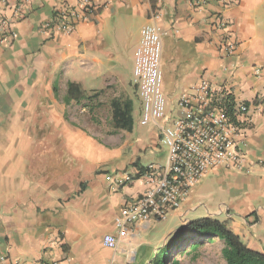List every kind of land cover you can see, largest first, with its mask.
<instances>
[{"label": "crops", "instance_id": "crops-1", "mask_svg": "<svg viewBox=\"0 0 264 264\" xmlns=\"http://www.w3.org/2000/svg\"><path fill=\"white\" fill-rule=\"evenodd\" d=\"M91 1L94 13L69 33L42 26L79 0L0 4V264H154L175 231L200 218L224 223L264 254V0L224 8L218 0ZM152 23L162 31L168 116L179 115L177 100L208 79L230 100V113L247 106L234 137L243 162L208 171L164 219L120 229L115 218L149 186L144 174L168 160L162 123L140 120L137 95L129 129L89 123L82 102L63 99L72 82L103 106L127 66L132 80L140 31ZM106 234L115 248L103 244Z\"/></svg>", "mask_w": 264, "mask_h": 264}, {"label": "built area", "instance_id": "built-area-1", "mask_svg": "<svg viewBox=\"0 0 264 264\" xmlns=\"http://www.w3.org/2000/svg\"><path fill=\"white\" fill-rule=\"evenodd\" d=\"M9 1L0 0V4ZM218 1L224 8L238 0ZM204 2L191 0L194 6ZM94 11L91 0H79L77 7H65L57 13L56 20L45 22L42 28L69 33L74 29L75 20H83ZM226 25V19L220 17L218 27ZM14 36L10 33V37ZM161 37L162 31L157 24L142 27L133 54L131 81L140 103V120L162 123L160 142L168 150V160L160 170L152 169L144 174L149 186L140 197L129 201L122 214L115 218V225L120 229L136 220L164 219L169 211L179 208L190 189L208 171L222 166L238 167L243 162V154L235 145L234 137L241 130L236 118L247 112V106L239 104L230 113L221 92L219 94L208 79H201L193 86L191 94L177 100L179 115L168 116L166 96L161 89ZM103 244L115 248L116 239L106 234Z\"/></svg>", "mask_w": 264, "mask_h": 264}, {"label": "trees", "instance_id": "trees-1", "mask_svg": "<svg viewBox=\"0 0 264 264\" xmlns=\"http://www.w3.org/2000/svg\"><path fill=\"white\" fill-rule=\"evenodd\" d=\"M58 86H53V92L57 93ZM97 95H85L79 84L72 82L67 83L66 95L63 99L65 104L70 102L81 103L87 107L91 120L96 123L95 109L102 106L97 101ZM227 110H231V102L229 99L224 103ZM128 103L122 104L118 99L110 102L112 127L114 129H129L131 126V118L128 115ZM219 239L222 241L221 255L225 264H264V254L247 248L240 238L230 231L224 223L212 218H200L187 222L183 227L177 229L172 237L170 244L166 246L167 253L162 262L155 261L154 264H181L174 256L175 253H195L205 241H213ZM158 259V258H157Z\"/></svg>", "mask_w": 264, "mask_h": 264}, {"label": "rangeland", "instance_id": "rangeland-1", "mask_svg": "<svg viewBox=\"0 0 264 264\" xmlns=\"http://www.w3.org/2000/svg\"><path fill=\"white\" fill-rule=\"evenodd\" d=\"M129 68L128 66L122 70V84L118 85L116 87L110 86L113 91L110 90L107 91V94L104 95L103 99V106L98 107L94 111V115L96 117V124L99 126H107L110 128L112 127V119H111V112H110V102L113 97V93L117 94V99L122 103V104H127L129 105L130 102L137 101L136 94H135V89L132 86V83L130 81V76L128 74ZM97 102V100H96ZM89 102H82L81 104H87ZM80 104V103H77ZM73 107L70 109L72 110ZM73 111V110H72ZM73 117H77L76 115H73ZM87 122H93L90 118V114L86 113L85 116ZM83 116L81 119H79V124L84 123ZM94 123V122H93ZM75 124V123H74ZM85 125V124H84ZM211 244H207V241L203 243V245L200 247V249L197 252V255L195 256V253H189V254H183V253H175L174 256H186L185 259L187 263L189 264H225L224 259L222 258L221 255V248L223 244L217 241H209ZM167 253V249H164L161 254L159 255L157 261L162 262L164 260V257Z\"/></svg>", "mask_w": 264, "mask_h": 264}]
</instances>
